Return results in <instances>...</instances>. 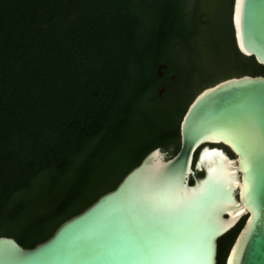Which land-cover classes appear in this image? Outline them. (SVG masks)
Returning <instances> with one entry per match:
<instances>
[{
	"label": "trees",
	"instance_id": "obj_1",
	"mask_svg": "<svg viewBox=\"0 0 264 264\" xmlns=\"http://www.w3.org/2000/svg\"><path fill=\"white\" fill-rule=\"evenodd\" d=\"M231 4L0 0V236L44 240L150 149L174 154L199 89L264 74L234 45Z\"/></svg>",
	"mask_w": 264,
	"mask_h": 264
},
{
	"label": "water",
	"instance_id": "obj_2",
	"mask_svg": "<svg viewBox=\"0 0 264 264\" xmlns=\"http://www.w3.org/2000/svg\"><path fill=\"white\" fill-rule=\"evenodd\" d=\"M230 22L237 51L264 67V0H232ZM241 219L223 264H264V74L199 89L174 154L150 149L32 247L1 235L0 264H215Z\"/></svg>",
	"mask_w": 264,
	"mask_h": 264
},
{
	"label": "snow or ice",
	"instance_id": "obj_3",
	"mask_svg": "<svg viewBox=\"0 0 264 264\" xmlns=\"http://www.w3.org/2000/svg\"><path fill=\"white\" fill-rule=\"evenodd\" d=\"M234 251H236V249H234ZM208 255H209L208 250H205V251L203 252V254H202V257H203L204 259H207Z\"/></svg>",
	"mask_w": 264,
	"mask_h": 264
},
{
	"label": "flooded vegetation",
	"instance_id": "obj_4",
	"mask_svg": "<svg viewBox=\"0 0 264 264\" xmlns=\"http://www.w3.org/2000/svg\"><path fill=\"white\" fill-rule=\"evenodd\" d=\"M160 90H162V89H160ZM222 149H223L224 151H226V152L228 151V150H227L225 147H223V146H222Z\"/></svg>",
	"mask_w": 264,
	"mask_h": 264
}]
</instances>
